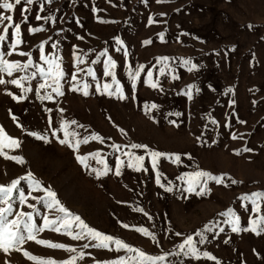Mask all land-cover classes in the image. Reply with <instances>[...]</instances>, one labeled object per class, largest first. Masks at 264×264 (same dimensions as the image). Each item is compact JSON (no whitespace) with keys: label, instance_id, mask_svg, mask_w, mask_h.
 <instances>
[{"label":"rangeland","instance_id":"obj_1","mask_svg":"<svg viewBox=\"0 0 264 264\" xmlns=\"http://www.w3.org/2000/svg\"><path fill=\"white\" fill-rule=\"evenodd\" d=\"M0 15L19 24L22 41L13 50L15 28L8 27L0 53L28 65L12 76L0 72L6 81L23 83L0 84V126L20 142L5 152L24 161L0 155V184L31 172L90 227L148 255H166L158 264H264V232L243 230L264 215V201L257 214L243 199L264 192V0H34L0 9ZM53 57L64 73L62 95L40 88L46 76L39 69L47 71L46 59ZM109 58L115 78L106 74ZM49 94L52 99H42ZM65 122L76 134L70 141L88 142L78 148L60 143ZM152 152L164 154L155 167ZM129 153L144 157L141 170L129 166L135 164ZM78 157H87V167ZM105 168L110 171L99 174ZM196 171L223 182L207 180L203 195L200 187L189 192L185 177ZM20 187L31 191L26 180ZM27 203L36 205L38 226L44 215H61L39 201ZM14 207L33 211L18 201ZM229 210L240 218L241 231H232ZM188 236L216 260L180 253ZM37 239L76 251L29 240L20 251L0 250V264H38L25 251L57 264L72 257L75 264H112L137 255L48 229Z\"/></svg>","mask_w":264,"mask_h":264},{"label":"snow or ice","instance_id":"obj_2","mask_svg":"<svg viewBox=\"0 0 264 264\" xmlns=\"http://www.w3.org/2000/svg\"><path fill=\"white\" fill-rule=\"evenodd\" d=\"M22 2H26L27 4L31 5L34 0H14L10 2V0H3L0 3V9H7L13 10L15 5H20ZM40 17H37L39 19ZM5 21L10 22L9 24L5 25ZM0 25H3L4 34H0V43L6 40L8 27L15 28V36L16 41L15 44L12 45L13 50H15L16 46L22 43L20 39L21 28L19 24L13 22V17L8 15H0ZM43 29H32L33 32L42 31ZM118 43H120L118 41ZM20 55H25V53L21 52ZM43 58V57H42ZM83 61L80 60V57H77V63H82ZM46 63L48 64L47 71L44 68H40L39 72L43 73L46 76L44 83L40 85L41 89L45 87L52 88V91L58 95H62L63 93L60 91L59 82L62 76L64 75L63 71L61 70L60 63L58 62L57 58L53 57L51 59H46ZM185 63H188L185 61ZM31 64V61H29ZM28 65H21L18 62H10L4 58V54L0 53V72H4L9 76L13 75L14 71H22L26 69ZM194 67V66H193ZM116 68V63L111 58L108 60L107 64V71L106 74L115 78L114 69ZM191 70V68L189 69ZM89 74H91V70H89ZM35 75V74H33ZM129 75L132 79L136 78V74L130 72ZM148 76L151 78L152 73L149 72ZM27 77H25L26 79ZM49 80L51 83H49ZM11 83L16 85L17 87L23 88V83L21 79H12L10 81H6L3 78H0V84ZM118 83V82H117ZM153 87L158 86L156 83L152 84ZM109 85L105 84L104 88L107 90L109 89ZM28 91V89H24ZM10 94V93H9ZM109 94H112L109 92ZM87 95V92H85ZM14 99H20V97H14ZM42 99H52V96L49 94L47 96L42 97ZM62 111V110H61ZM72 124H76V121H72ZM64 135L65 139L61 140L60 143L62 144H69L70 147L78 148L80 143H87L88 140L85 138L83 141L75 140L74 143L68 139L69 136H75V133H69L67 131V122L64 125ZM40 139H44V137H39ZM235 138V137H234ZM93 139H101L99 136H93ZM20 147V142L18 139L9 136L6 131L3 129V126H0V155H4L7 159H12L17 162L23 163L22 157L17 156H10L5 152V149L15 150ZM133 148H146V145H132ZM246 151H251V149H245ZM152 157L153 167L156 166L157 159L162 153L152 152L150 153ZM130 157H134L135 164H132L131 161L129 163L130 167H135L137 171L141 170L143 167V156H134V154L129 153ZM95 158V157H94ZM82 164H86L87 157H78ZM176 161H179V156L176 157ZM123 163V162H121ZM93 171H96L93 169ZM107 171L110 169L105 168L104 172L99 174H106ZM116 175H120L119 169L116 170ZM186 182L188 184L187 191L192 192L195 191L197 187L201 188V192L198 194H205L206 191H209L206 188L207 180H215L218 183L223 182V177L214 176L210 172L205 171H196L191 174H187L185 177ZM26 180L28 181L31 191L26 194L25 191L20 187L21 181ZM157 181L159 182V176L157 177ZM232 183H237V181H232ZM163 187V185H161ZM171 191L172 189H167ZM43 192L45 195L43 197L32 196L31 192ZM29 199L39 201L48 212L55 210L56 212L60 213L61 215H57L53 219H49L48 215H44L43 217V225L38 226L35 222L34 215L37 213V208L35 204L27 203ZM244 200H248L254 206L253 211L257 214L261 213V201H264V192H254L250 195H246L243 197ZM19 202L20 205H27L29 209L33 211L24 212L22 210H17L14 205L16 202ZM225 215L231 217L228 223L232 226L233 232L241 231L240 228V218L234 216L231 210H229ZM10 217H13L10 219ZM251 227L243 229L244 231H253L257 234L264 232V215H258V218L251 220ZM73 225L78 229V231H73ZM124 227H128V225H124ZM45 229L62 232L63 234L69 235L74 240H81L84 238H88L90 240L97 241L94 244V247L98 248H109L110 244H115L116 251H120L121 249H125L129 253H136V256L129 257L127 260L125 258H120L117 261H113L112 264H158V262H163L166 260V255L161 256H151L143 252L142 250L135 249L132 246L124 243L119 239H115L110 235H106L101 233L100 231L90 227L86 224L78 215L72 214L67 208H65L60 201L57 199V194L52 191L50 188H45L42 186L39 180H36L31 172L27 174L25 177H20L19 179L11 181L8 185L0 184V250L4 251L5 253H9L12 250L20 251L22 250V245L26 241H35L38 244L45 245L52 248H60L65 249L70 252H75L76 249L68 248L66 245L53 243L51 241H45L37 239V235L44 231ZM144 233L145 235H151L147 232L146 229L140 228L137 229ZM176 235H180V233H176ZM198 235H203V233H198ZM87 247V245H85ZM180 253L185 256H189L194 259H212L216 260L214 256H211L208 252H201L197 247L196 243L193 240L192 236H188L184 243L179 245ZM186 249V250H185ZM180 253H176L177 255ZM26 257L32 260H37L38 264H57L56 261L51 259H42L32 256L28 252L23 253ZM84 257V253H79V258L82 259ZM77 257H72L68 261L61 262V264H75ZM219 264V262H217Z\"/></svg>","mask_w":264,"mask_h":264}]
</instances>
